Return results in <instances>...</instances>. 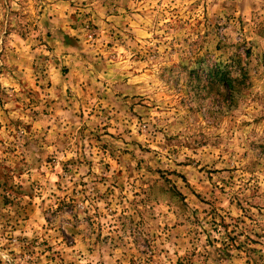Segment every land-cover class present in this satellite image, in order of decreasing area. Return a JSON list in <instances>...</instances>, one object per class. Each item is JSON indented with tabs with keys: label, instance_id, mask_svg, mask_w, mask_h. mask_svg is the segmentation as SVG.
<instances>
[{
	"label": "rangeland",
	"instance_id": "obj_1",
	"mask_svg": "<svg viewBox=\"0 0 264 264\" xmlns=\"http://www.w3.org/2000/svg\"><path fill=\"white\" fill-rule=\"evenodd\" d=\"M0 264H264V0H0Z\"/></svg>",
	"mask_w": 264,
	"mask_h": 264
},
{
	"label": "trees",
	"instance_id": "obj_2",
	"mask_svg": "<svg viewBox=\"0 0 264 264\" xmlns=\"http://www.w3.org/2000/svg\"><path fill=\"white\" fill-rule=\"evenodd\" d=\"M215 76L219 77V82L225 85L227 91H229V93H231L232 96L235 92L237 93L239 86L244 85L246 80L249 78L248 72L245 71L243 68H239V73L237 72L236 75L233 72H230V70L225 69L224 72L223 71L218 72V74Z\"/></svg>",
	"mask_w": 264,
	"mask_h": 264
},
{
	"label": "crops",
	"instance_id": "obj_3",
	"mask_svg": "<svg viewBox=\"0 0 264 264\" xmlns=\"http://www.w3.org/2000/svg\"><path fill=\"white\" fill-rule=\"evenodd\" d=\"M60 9V13L57 12V14H55V17L53 20H56L59 24H60V30H61V6H57ZM56 32V31H55ZM54 32V33H55ZM58 33V32H57ZM59 34H61V32L59 31Z\"/></svg>",
	"mask_w": 264,
	"mask_h": 264
}]
</instances>
